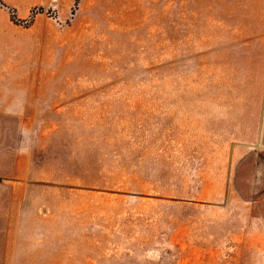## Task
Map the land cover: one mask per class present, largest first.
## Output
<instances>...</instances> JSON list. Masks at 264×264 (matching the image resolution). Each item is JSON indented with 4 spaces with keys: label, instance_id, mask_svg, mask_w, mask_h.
Listing matches in <instances>:
<instances>
[{
    "label": "rangeland",
    "instance_id": "1",
    "mask_svg": "<svg viewBox=\"0 0 264 264\" xmlns=\"http://www.w3.org/2000/svg\"><path fill=\"white\" fill-rule=\"evenodd\" d=\"M0 27L36 77L0 112V264H264V0H0Z\"/></svg>",
    "mask_w": 264,
    "mask_h": 264
},
{
    "label": "crops",
    "instance_id": "2",
    "mask_svg": "<svg viewBox=\"0 0 264 264\" xmlns=\"http://www.w3.org/2000/svg\"><path fill=\"white\" fill-rule=\"evenodd\" d=\"M4 39V35L0 34V112L25 111L27 109L22 105L34 92L36 77L32 73L28 74L25 60L21 61L11 48L4 47ZM259 96V119L256 126L259 128L258 146L264 148V74L259 80Z\"/></svg>",
    "mask_w": 264,
    "mask_h": 264
}]
</instances>
